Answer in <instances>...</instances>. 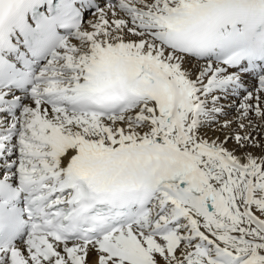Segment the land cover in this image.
<instances>
[{"label": "snow or ice", "instance_id": "6c2138e0", "mask_svg": "<svg viewBox=\"0 0 264 264\" xmlns=\"http://www.w3.org/2000/svg\"><path fill=\"white\" fill-rule=\"evenodd\" d=\"M256 20L264 0H0V264H264Z\"/></svg>", "mask_w": 264, "mask_h": 264}, {"label": "clouds", "instance_id": "9594fccd", "mask_svg": "<svg viewBox=\"0 0 264 264\" xmlns=\"http://www.w3.org/2000/svg\"><path fill=\"white\" fill-rule=\"evenodd\" d=\"M262 22H264V21H260V20L249 21V22H248V30H249L250 32H251V31H254V30L257 28V26H258L260 23H262ZM236 26H237L238 28H240V29L243 30L244 27H245V24L241 21V22H238ZM206 42H207L209 45H213V44L218 43V39L215 38V37H211V36H209V37L207 38Z\"/></svg>", "mask_w": 264, "mask_h": 264}, {"label": "bare ground", "instance_id": "6f19581e", "mask_svg": "<svg viewBox=\"0 0 264 264\" xmlns=\"http://www.w3.org/2000/svg\"><path fill=\"white\" fill-rule=\"evenodd\" d=\"M91 15V14H90ZM90 15L88 16V17H90ZM201 63H203V62H201ZM209 135L211 136V135H213V133L211 132V131H209ZM216 135H219V133H216ZM229 147H232L233 145H232V143L231 142H229V145H228ZM253 151L258 155V152L256 151V149H253Z\"/></svg>", "mask_w": 264, "mask_h": 264}, {"label": "rangeland", "instance_id": "374dc122", "mask_svg": "<svg viewBox=\"0 0 264 264\" xmlns=\"http://www.w3.org/2000/svg\"><path fill=\"white\" fill-rule=\"evenodd\" d=\"M256 151L258 152V155H259L260 149L259 148H256Z\"/></svg>", "mask_w": 264, "mask_h": 264}]
</instances>
